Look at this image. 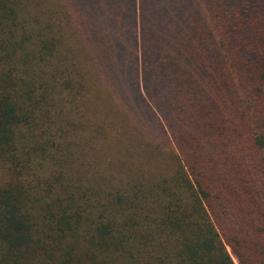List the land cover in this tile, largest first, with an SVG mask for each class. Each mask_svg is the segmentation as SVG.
<instances>
[{
  "label": "trees",
  "instance_id": "16d2710c",
  "mask_svg": "<svg viewBox=\"0 0 264 264\" xmlns=\"http://www.w3.org/2000/svg\"><path fill=\"white\" fill-rule=\"evenodd\" d=\"M0 264H264V0H0Z\"/></svg>",
  "mask_w": 264,
  "mask_h": 264
}]
</instances>
